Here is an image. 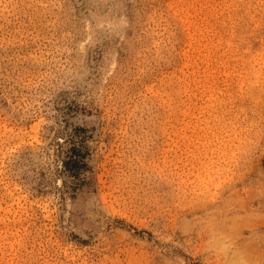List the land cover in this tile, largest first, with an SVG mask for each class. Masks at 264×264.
<instances>
[{
    "label": "rangeland",
    "instance_id": "rangeland-1",
    "mask_svg": "<svg viewBox=\"0 0 264 264\" xmlns=\"http://www.w3.org/2000/svg\"><path fill=\"white\" fill-rule=\"evenodd\" d=\"M0 264H264V0H0Z\"/></svg>",
    "mask_w": 264,
    "mask_h": 264
}]
</instances>
